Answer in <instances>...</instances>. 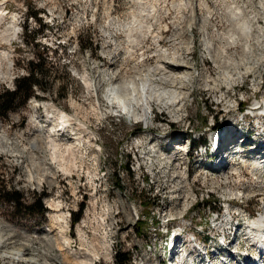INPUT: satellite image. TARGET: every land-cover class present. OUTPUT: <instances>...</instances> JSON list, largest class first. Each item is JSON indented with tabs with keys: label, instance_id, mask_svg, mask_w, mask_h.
<instances>
[{
	"label": "rangeland",
	"instance_id": "rangeland-1",
	"mask_svg": "<svg viewBox=\"0 0 264 264\" xmlns=\"http://www.w3.org/2000/svg\"><path fill=\"white\" fill-rule=\"evenodd\" d=\"M263 6L264 0H0V89L12 90L36 54L52 70L39 99L0 121V241L30 245L44 264H67L72 251L94 256V264H118L119 255L130 258L127 264H168L162 226L169 220V230L186 231L185 246L177 242L171 252L186 250L178 264H199L205 249L197 240L208 235L213 264L220 263L222 234H229L232 257L253 256L249 234L262 239L251 228L248 234L247 224L264 213V170L251 169L259 162L253 160H264L262 120L239 115L264 101ZM31 12L39 22L27 17ZM169 90L180 95L174 107L156 103L155 94ZM118 91L151 94L148 119L133 121L111 104ZM217 129L222 153L205 157ZM232 139L243 153L230 155L224 167ZM12 192L25 206L39 200L46 211L15 207L7 201ZM228 211L235 217L230 231ZM257 246L264 253L262 242Z\"/></svg>",
	"mask_w": 264,
	"mask_h": 264
},
{
	"label": "bare ground",
	"instance_id": "bare-ground-1",
	"mask_svg": "<svg viewBox=\"0 0 264 264\" xmlns=\"http://www.w3.org/2000/svg\"><path fill=\"white\" fill-rule=\"evenodd\" d=\"M138 4V3H137ZM190 6V5H189ZM202 6V5H201ZM264 7V6H263ZM140 8V7H139ZM264 11V10H263ZM188 12V11H187ZM208 13V12H207ZM2 11H0V18L2 16ZM140 14V13H139ZM202 16V15H201ZM237 16V15H236ZM256 24V23H255ZM246 26V25H245ZM244 25H239V27L242 29L241 31H243L244 29H246ZM124 28V27H123ZM240 31V30H239ZM234 35V34H233ZM244 37V36H243ZM191 38V37H190ZM236 38V37H235ZM248 38V37H247ZM250 39V38H249ZM189 40V39H188ZM235 40V39H234ZM248 40V39H247ZM156 42V41H155ZM191 42V41H190ZM234 41H232L233 43ZM262 48V47H261ZM219 52V51H218ZM218 56V55H217ZM180 57V56H179ZM161 62V61H160ZM227 65V64H226ZM225 68V67H224ZM239 69V68H238ZM240 72V71H239ZM237 74V72H236ZM241 74V73H240ZM114 78V77H113ZM184 78V77H183ZM224 78V77H223ZM175 79V78H174ZM179 79V78H178ZM181 79V78H180ZM221 79V78H220ZM219 79V80H220ZM234 79V78H233ZM226 80L229 82L230 80H232V77H225L224 78V81L226 82ZM213 81V80H212ZM182 82V81H181ZM186 82V81H185ZM219 82V81H218ZM132 85V84H130ZM143 85V84H142ZM212 85V84H211ZM219 85V84H218ZM213 86V85H212ZM117 87H122V86H119L117 85ZM209 87V86H208ZM213 88V87H212ZM121 88H119L120 90ZM129 89V88H128ZM214 89V88H213ZM217 89V88H216ZM130 90V89H129ZM137 90H140L137 88ZM143 90V89H142ZM171 91V90H169ZM120 93V91H118ZM122 92V91H121ZM135 92V91H134ZM116 93V91H115ZM122 95V93H120ZM132 94V93H131ZM131 94H126V95H115L111 98V104H113L114 106L116 105V107L119 109V111H122L123 115H126L127 118L129 119H132L133 121H141V120H147L148 119V110L152 109L151 108V105L149 103L152 102V97H151V94H150V97H148V99L146 97L143 96L144 93L142 94H139V96L137 97L136 94L135 96L136 97H133ZM155 94V93H154ZM169 94V97H167L166 95ZM156 96L153 97L155 98L154 100H156V103L158 104H162V105H169V106H173L175 105V103L180 100V95H177V92H159L157 94H155ZM174 109V108H173ZM140 111V112H139ZM249 111L253 114L254 112H264V101H262L261 103L260 102H256L252 107L249 108ZM152 113V112H151ZM150 114V113H149ZM60 121H62L63 123H67L68 122V117L64 114V113H61L59 114V119ZM248 120V119H247ZM246 120V121H247ZM220 121V120H219ZM241 121V120H240ZM236 122V121H235ZM250 122V121H249ZM222 124V123H221ZM245 124V123H244ZM253 124V123H252ZM243 127V126H242ZM254 127V126H253ZM232 131V130H231ZM235 133H233V137H234ZM213 137H216V135H214ZM230 140V139H228ZM215 141V140H214ZM218 143H222L221 142V139L218 138ZM233 143V147L234 145L238 144V139L237 140H233L232 139ZM231 141V142H232ZM4 143L3 142V138H2V141H1V144H3L4 146ZM33 148L35 146V144L32 145ZM235 146V147H236ZM9 148V147H8ZM2 149V148H1ZM230 149V148H229ZM5 150V149H4ZM6 153L7 150L3 151V153ZM232 152V151H230ZM235 154V153H232V155ZM234 156V155H233ZM255 161H259V162H255ZM253 162H255L252 166H251V169L253 170H259L258 168H260V170L262 168H264V160H253ZM227 164H229L227 162V160H225L224 162V167L227 166ZM244 165V163H242ZM247 164V161L246 163ZM253 167V168H252ZM173 175L175 177H172V178H178L179 177V173L178 171H175L173 170ZM236 172V171H235ZM255 172V171H254ZM50 178V177H49ZM228 225V224H227ZM247 228H248V234L250 233V229H252V231L254 232V236H257V235H260V239L262 240H257V241H253L251 236H249L251 238V241H252V245L254 244V246L256 247V249H261V247L257 246V243H260L262 242V244L264 245V213L263 214H260L258 217L254 218L252 221H248V224H247ZM65 229V228H64ZM63 229V230H64ZM243 230V229H242ZM46 232L49 231V229H46L45 230ZM62 231V230H61ZM261 231V232H260ZM50 232V231H49ZM63 233V232H62ZM240 234V233H239ZM250 235V234H249ZM61 236V235H60ZM59 236V237H60ZM64 236V235H63ZM262 237V238H261ZM3 241L1 240L0 241V259L1 258H9L11 260V264H21V263H25V262H28V263H31V264H44V263H41L40 260H38L37 258H35L33 256V253L32 251L29 249L30 245L26 244V243H23L21 242L22 244H15L9 237L8 238H2ZM60 239V238H59ZM62 240V243L60 242L59 244H61L62 246L63 245H66V248H68V238L67 237H61ZM60 239V240H61ZM49 243H54L56 242L54 239H51L49 237H47L46 239ZM180 241H183V238L182 237H176L175 238V243L177 242H180ZM219 241V240H218ZM45 242V241H44ZM46 242V244L48 243ZM58 242V241H57ZM48 243V244H49ZM3 244V245H2ZM15 244V245H13ZM47 246V245H46ZM61 246V247H62ZM218 246V245H217ZM48 247V246H47ZM64 247V246H63ZM43 248V246H42ZM67 250V249H66ZM216 250V249H215ZM42 251V253H45L47 252L46 249H42L40 250V252ZM80 251V250H79ZM174 251V250H173ZM171 250V252H173ZM86 253V252H85ZM83 253L82 251L78 252V253H75L74 251L70 252V254L74 255L72 257V259H68L66 260V263L67 264H94V260L92 257L94 256H91L89 257L88 254H85ZM237 253V252H236ZM80 257H78V256ZM42 256V255H41ZM232 257V255H231ZM263 257V258H261ZM45 258V257H43ZM200 258V256H199ZM234 258V256H233ZM264 259V253L263 251L260 250V256L255 255V257H252V259L250 260L248 257L246 258L247 260L249 259V262L248 264H255L254 263V260L253 259ZM247 260H246V263H247ZM39 261V262H38ZM43 261V260H42ZM260 263L262 262L261 260L259 261ZM244 263V264H246ZM56 264H59V262H57ZM180 264H189L188 262L186 263L185 261H182ZM261 264H264V262H262Z\"/></svg>",
	"mask_w": 264,
	"mask_h": 264
},
{
	"label": "trees",
	"instance_id": "trees-1",
	"mask_svg": "<svg viewBox=\"0 0 264 264\" xmlns=\"http://www.w3.org/2000/svg\"><path fill=\"white\" fill-rule=\"evenodd\" d=\"M36 12H31L27 17L35 19L37 22L40 20L36 17ZM27 27H24V34H27ZM25 38V37H24ZM29 44L28 42H26ZM83 46L82 44L80 45ZM35 61H30L25 68V74L14 79V87L12 90L0 89V121L5 120L7 116L17 110L18 108L24 107L28 100L31 98L39 99L40 96L37 94L38 90H46L43 84L47 83L46 78H48L52 72L50 68L46 66L45 58L41 54L35 55ZM46 87V86H45ZM127 172L129 168L126 166ZM22 196L18 192H12L11 198L8 199L10 203L16 206H21L27 210H31L38 204L39 212L41 215L46 211L38 200L37 203H32L25 206L21 202ZM33 212H30L31 215ZM78 222V215H75L71 220V225ZM118 264H127L130 258L126 255H119L116 257Z\"/></svg>",
	"mask_w": 264,
	"mask_h": 264
},
{
	"label": "water",
	"instance_id": "water-1",
	"mask_svg": "<svg viewBox=\"0 0 264 264\" xmlns=\"http://www.w3.org/2000/svg\"><path fill=\"white\" fill-rule=\"evenodd\" d=\"M59 1V0H58Z\"/></svg>",
	"mask_w": 264,
	"mask_h": 264
}]
</instances>
